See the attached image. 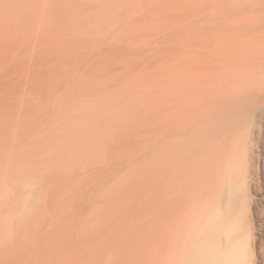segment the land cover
Here are the masks:
<instances>
[{"label":"rangeland","instance_id":"rangeland-1","mask_svg":"<svg viewBox=\"0 0 264 264\" xmlns=\"http://www.w3.org/2000/svg\"><path fill=\"white\" fill-rule=\"evenodd\" d=\"M263 1L0 0V188L12 218L0 220V264H78L86 243L109 231L97 224L111 219L117 235L123 211L141 225L125 247L136 254V239L153 254L149 183L141 181L149 172L139 165L165 100L171 37ZM105 197L124 209L110 211ZM106 242L95 255L117 256Z\"/></svg>","mask_w":264,"mask_h":264},{"label":"bare ground","instance_id":"bare-ground-1","mask_svg":"<svg viewBox=\"0 0 264 264\" xmlns=\"http://www.w3.org/2000/svg\"><path fill=\"white\" fill-rule=\"evenodd\" d=\"M165 91L154 110L147 162L139 165L149 172L150 180L141 181L149 183L154 253L136 239V254L125 247L141 225L123 211L128 223L116 222L117 235L111 219L97 227L90 217L98 233L110 231L98 238L115 245L117 256L113 246V254L95 255L102 240L90 243L87 236L82 264H264V1L258 11L209 15L198 28L174 33ZM8 193L0 188L4 222L11 218L3 205ZM117 204L106 205L124 209Z\"/></svg>","mask_w":264,"mask_h":264}]
</instances>
